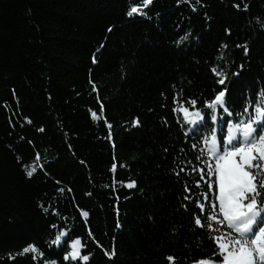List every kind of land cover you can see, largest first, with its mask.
Wrapping results in <instances>:
<instances>
[{
	"label": "trees",
	"instance_id": "obj_1",
	"mask_svg": "<svg viewBox=\"0 0 264 264\" xmlns=\"http://www.w3.org/2000/svg\"><path fill=\"white\" fill-rule=\"evenodd\" d=\"M132 4L140 0H0V264H76L63 259L76 237L92 253L87 264L219 255L183 199L185 182L193 195L204 188L175 174L205 145L193 150L200 138L185 135L192 126L174 100H197L208 120L198 132L211 127L205 101L216 92L226 90L234 114L249 97L255 103L264 91V0H201L197 11L186 0H153L129 17ZM26 168L37 171L28 177ZM61 231L58 248L51 241ZM29 243L43 256L20 255Z\"/></svg>",
	"mask_w": 264,
	"mask_h": 264
},
{
	"label": "snow or ice",
	"instance_id": "obj_2",
	"mask_svg": "<svg viewBox=\"0 0 264 264\" xmlns=\"http://www.w3.org/2000/svg\"><path fill=\"white\" fill-rule=\"evenodd\" d=\"M152 2L153 0H140V4H132L127 15L129 17L133 14L144 15L143 9ZM186 2L193 11H197V5L201 4V0H195V4H192L191 0ZM235 6L240 7L239 4ZM226 32L230 34V29H226ZM187 38L188 35L185 34L180 41ZM226 48L227 44L221 43L220 49ZM245 52L247 53V48ZM222 58L221 53L217 59ZM210 70L220 78L217 83L223 85L222 72L217 67ZM225 95L226 90H220L211 100L205 101V108L212 110L211 127L205 132L197 131L208 124L205 115L196 107L197 100L194 98L183 102L179 99L174 100L177 107L173 108V112L182 113L183 122L192 126L190 132H186L185 135L192 134L200 138L199 142L192 144L193 150L200 149L201 143L205 145L195 157V164L190 160H181L178 165L179 171L175 174L179 176L185 173L192 176L195 188H204V191L193 195V189L185 182L184 192L188 194L183 199L199 210L198 213H192L194 223L197 227L208 230L219 253V255L216 251L212 253L215 259L201 257L192 264H216L220 256L223 257L221 264H264V91L257 94L254 104L249 97L238 114H234L226 106ZM218 108H222L226 116H219ZM253 111L254 115L249 114ZM234 115L245 118L234 120L231 118ZM131 123L138 125V118H134ZM111 135L109 132V136ZM36 159H40L39 153L36 154ZM189 165L192 167L189 168ZM115 168L114 164L113 169ZM25 171L28 177H32L37 169L26 168ZM134 185L135 181H132L127 186L131 188ZM58 191L63 192L64 189ZM210 193L216 194L212 197ZM189 204H182V207L188 211ZM52 212L55 215L59 214L56 209H52ZM82 215L86 217L89 214L82 211ZM51 227L55 229L57 226L53 224ZM67 235L66 231L59 232L51 241V245L62 247V238H66ZM97 244L102 247L98 241ZM68 247L70 250L63 256L65 262L87 264L92 253L83 254L85 245L80 237L71 239ZM28 253L33 254L34 261L37 254L43 256L34 243L27 244L19 254ZM105 255L111 258L114 252L105 249ZM7 258L15 259L12 254H8ZM175 259L173 255L166 256L169 264H175ZM44 264H58V261L53 259L45 261Z\"/></svg>",
	"mask_w": 264,
	"mask_h": 264
},
{
	"label": "rangeland",
	"instance_id": "obj_3",
	"mask_svg": "<svg viewBox=\"0 0 264 264\" xmlns=\"http://www.w3.org/2000/svg\"><path fill=\"white\" fill-rule=\"evenodd\" d=\"M183 116V115H182Z\"/></svg>",
	"mask_w": 264,
	"mask_h": 264
}]
</instances>
